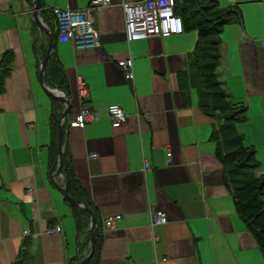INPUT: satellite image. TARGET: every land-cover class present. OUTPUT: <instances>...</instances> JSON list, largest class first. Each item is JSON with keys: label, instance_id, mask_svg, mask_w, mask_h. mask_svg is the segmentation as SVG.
Instances as JSON below:
<instances>
[{"label": "crops", "instance_id": "obj_1", "mask_svg": "<svg viewBox=\"0 0 264 264\" xmlns=\"http://www.w3.org/2000/svg\"><path fill=\"white\" fill-rule=\"evenodd\" d=\"M90 1L41 0L39 17L51 36L56 34L52 62L64 77L54 80L62 83L71 104L63 148L96 210L97 263L264 264L225 184L211 137L216 122L202 108V85L193 67L197 31L127 42L121 3L139 0H111L93 14L98 47L78 49L72 41L58 40L51 8L81 10ZM215 1L238 11L219 34L216 73L228 97L247 107L236 128L255 149L260 176L264 0ZM48 40L34 21L32 0H0V264H75L89 250L87 230L78 229L74 215L78 208L59 189L65 178L53 176L58 126L55 135L50 117L58 118L63 104L39 83ZM126 57L132 59L131 78L117 64ZM42 78L51 87L45 67ZM80 79L88 89L86 99L79 93ZM110 104L127 116L119 127L111 126ZM84 107L98 118L82 127L69 125ZM154 208L166 213V223L151 226ZM115 214L121 218L114 227L104 228V219ZM55 225L60 232H48Z\"/></svg>", "mask_w": 264, "mask_h": 264}, {"label": "trees", "instance_id": "obj_2", "mask_svg": "<svg viewBox=\"0 0 264 264\" xmlns=\"http://www.w3.org/2000/svg\"><path fill=\"white\" fill-rule=\"evenodd\" d=\"M174 1V11L181 16L183 30L194 29L198 34L193 52V67L202 85L204 96L203 111L214 118L216 122L211 137L216 144V154L224 166L225 184L230 190L236 212L244 221L248 231L254 236L258 247L264 255V174L256 176L255 171L259 162L255 156V149L251 145L244 143L241 134L236 128V123L246 118L247 107L244 104L233 102L228 97L221 88L216 73L220 59L219 34L227 23L238 18V11L233 7L221 8L215 0ZM52 39L55 42L56 34H52ZM45 71L51 74V87L64 91L62 83L54 80L57 75L60 78L64 76L62 75V70H59L58 65L52 62V54H50L45 65ZM56 119L52 114L50 124H52L55 135L57 133ZM54 148L55 154H53L52 161H55L57 156L55 139ZM63 163L65 188L68 194L85 201L97 219L95 207L86 197L82 186L66 159L65 153ZM56 164L57 160L55 161V167ZM74 215L78 229L87 230L86 242L88 244L90 237L87 228L89 215L80 208L75 209ZM81 217L86 218L84 224L80 221ZM99 235L100 231L97 223L95 250L86 264H98L96 248Z\"/></svg>", "mask_w": 264, "mask_h": 264}, {"label": "built area", "instance_id": "obj_3", "mask_svg": "<svg viewBox=\"0 0 264 264\" xmlns=\"http://www.w3.org/2000/svg\"><path fill=\"white\" fill-rule=\"evenodd\" d=\"M111 0H91L89 4L81 10L72 8L52 7L51 13L55 18L57 27V39L60 41H72L75 48H96L99 46L98 31L94 24L93 14L103 8L110 6ZM174 0H139L123 1L121 3L124 12V31L126 41L147 39L150 37H166L178 34L183 31L181 16L174 11ZM264 48V36L260 40ZM117 64L125 71L128 78L132 77V59L126 57L119 59ZM79 93L83 99L88 97V89L82 79L79 81ZM55 92L63 94L57 88H52ZM108 117L112 127H119L126 121V114L118 104L108 106ZM98 118V113L84 107L69 121V125L84 126L87 122ZM170 153L168 152V155ZM95 157L96 154H91ZM147 167V165H145ZM120 214L107 216L103 225L106 229H111ZM167 215L161 209L150 210V224L152 227L166 223ZM59 225L48 229V232L58 233ZM155 236V240H156Z\"/></svg>", "mask_w": 264, "mask_h": 264}, {"label": "water", "instance_id": "obj_4", "mask_svg": "<svg viewBox=\"0 0 264 264\" xmlns=\"http://www.w3.org/2000/svg\"><path fill=\"white\" fill-rule=\"evenodd\" d=\"M41 0H32V15L34 18V21L36 25L43 31L47 32L49 35L48 45L46 52L43 56V58L40 60L39 63V71H38V77H39V83L43 91L52 97L55 100L60 101L63 104V108L60 111L58 118H57V126H58V134H57V164L53 172V176L61 175L64 176L63 173V156H64V148H63V133H64V119L68 115L69 110L71 108L70 104V97L68 93L58 94L55 91H53L50 87L45 85L43 83V70L44 67L50 57L51 51L53 49V39L50 34V31L45 27V25L42 23L40 17H39V9H40ZM59 189L61 193L66 197V199L69 201V203L77 208H80L87 212L89 214V250L85 257H83L80 260H77L75 264H86L87 261L91 258V256L94 253V248L96 244V226H97V220L96 217L92 211V209L86 204L85 201L81 199L74 198L70 196L67 192V189L65 187L59 186Z\"/></svg>", "mask_w": 264, "mask_h": 264}]
</instances>
